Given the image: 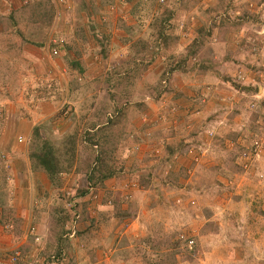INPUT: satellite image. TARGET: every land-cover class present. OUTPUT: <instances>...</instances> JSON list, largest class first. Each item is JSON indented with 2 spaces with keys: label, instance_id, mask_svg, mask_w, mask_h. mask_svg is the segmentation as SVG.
Returning <instances> with one entry per match:
<instances>
[{
  "label": "rangeland",
  "instance_id": "obj_1",
  "mask_svg": "<svg viewBox=\"0 0 264 264\" xmlns=\"http://www.w3.org/2000/svg\"><path fill=\"white\" fill-rule=\"evenodd\" d=\"M102 150L121 173L94 188ZM0 200L16 264L54 259L66 213L57 264H264V0H0Z\"/></svg>",
  "mask_w": 264,
  "mask_h": 264
},
{
  "label": "trees",
  "instance_id": "obj_2",
  "mask_svg": "<svg viewBox=\"0 0 264 264\" xmlns=\"http://www.w3.org/2000/svg\"><path fill=\"white\" fill-rule=\"evenodd\" d=\"M170 15H172L170 13ZM170 15L168 14V19L166 18L165 20H161L163 18H159L160 25L158 24V41L159 43H162L166 46L168 43L169 35L167 32V25L169 22ZM155 55H153L154 57ZM154 59V58H153ZM187 63V62H186ZM78 65V64H76ZM180 69L177 68V70ZM83 72V71H82ZM114 120V119H113ZM112 122V121H111ZM113 123V122H112ZM96 125H93V129L95 130ZM92 130V131H94ZM35 138L40 139L38 137H42L41 130L39 128H35ZM46 137V136H45ZM86 141L90 144L89 146L92 148L98 147L101 143L100 140L98 139L97 134H87ZM42 143L39 148L31 151L30 153V160L33 165L34 170H42L46 173L48 179L50 180L52 186L55 188L60 187L62 183H60L62 180V175L66 173L69 170V167L63 162L62 158L58 155L55 147L53 144L50 143L49 139L46 137L45 140H41ZM183 146H180V148ZM174 150L170 149L169 154H173ZM110 158L108 152L105 150H102L101 153L95 157L94 163H92V168L90 169V175H89V183L91 187L94 188H100L104 186V183L108 181L109 179L115 178L118 175H120L121 171H119L118 168L115 166H112L108 160ZM89 190L82 191L80 193L81 196H84L87 194ZM2 194V193H1ZM1 198H4L1 196ZM128 199V197H127ZM69 202L72 201V197L68 199ZM123 201H126L123 199ZM5 200H0V205L4 206ZM61 224L60 232L57 234V255L53 257L54 259L58 258V260H54L49 257V261L45 262L44 264H57L59 262V258H66L68 254L65 252V244H66V239H67V234L65 230V226L67 227L68 223L70 222V218L68 217V214L66 213L63 215L60 220ZM10 226V225H9ZM8 226V227H9ZM10 228V227H9ZM85 233V232H83ZM66 237V238H65Z\"/></svg>",
  "mask_w": 264,
  "mask_h": 264
},
{
  "label": "built area",
  "instance_id": "obj_3",
  "mask_svg": "<svg viewBox=\"0 0 264 264\" xmlns=\"http://www.w3.org/2000/svg\"><path fill=\"white\" fill-rule=\"evenodd\" d=\"M55 55H58V50H55ZM21 141H23L21 139ZM262 149V144L260 141H253L252 144L247 147L243 153L240 155L239 159L244 164L245 168H248V162L252 161V158H257V156L260 155V151ZM75 235V232L73 233V236ZM194 242H191V245H193ZM21 254L19 252L15 253V255L11 258L10 264H16L19 260V257Z\"/></svg>",
  "mask_w": 264,
  "mask_h": 264
},
{
  "label": "crops",
  "instance_id": "obj_4",
  "mask_svg": "<svg viewBox=\"0 0 264 264\" xmlns=\"http://www.w3.org/2000/svg\"><path fill=\"white\" fill-rule=\"evenodd\" d=\"M92 67V66H91ZM30 162H31V160H30ZM30 165V164H29ZM30 167V166H29ZM42 171V170H41ZM29 172L31 173V175H33L34 174V170L32 169V168H29ZM42 172H44V171H42ZM42 172H39L38 174H36V177H38V183H39V187H40V184L42 183V185L43 186H45L46 188H50L51 189V186H52V184H51V182H50V180L48 179V177H47V175H46V173L44 172V173H42ZM31 182V181H30ZM30 182H29V184H23V188H24V192L23 193H25V192H27L28 194H29V187H32L31 185H30ZM41 185V186H42ZM53 187V186H52ZM43 191H44V188L42 189ZM47 191H49V190H47ZM42 193V192H41ZM39 194V196H43L42 194ZM19 219L20 218H22V216L21 217H19V216H17ZM3 248V247H2ZM2 248H1V251H0V262H2L3 264H10V260L11 259H7V257L9 256V257H12V256H10V255H5L6 253H4L3 251H2ZM13 255H14V253H13Z\"/></svg>",
  "mask_w": 264,
  "mask_h": 264
}]
</instances>
